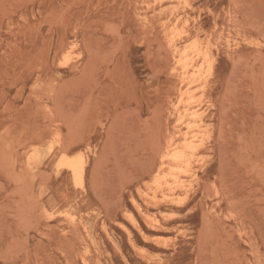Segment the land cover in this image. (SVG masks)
<instances>
[{
    "label": "rangeland",
    "instance_id": "rangeland-1",
    "mask_svg": "<svg viewBox=\"0 0 264 264\" xmlns=\"http://www.w3.org/2000/svg\"><path fill=\"white\" fill-rule=\"evenodd\" d=\"M0 264H264V0H0Z\"/></svg>",
    "mask_w": 264,
    "mask_h": 264
},
{
    "label": "bare ground",
    "instance_id": "bare-ground-1",
    "mask_svg": "<svg viewBox=\"0 0 264 264\" xmlns=\"http://www.w3.org/2000/svg\"><path fill=\"white\" fill-rule=\"evenodd\" d=\"M186 2V1H185ZM188 3H189V1H188ZM186 5H187V3H186ZM239 6V5H238ZM165 8H167V7H165ZM185 9V8H184ZM163 10H165L164 8H163ZM173 11V10H172ZM181 17V16H180ZM179 18V17H178ZM182 18V17H181ZM257 25V24H256ZM255 25V26H256ZM177 25H175V28H177L176 27ZM253 26V25H252ZM255 26H253L254 28H256ZM258 28H259V26H258ZM260 29V28H259ZM258 29V30H259ZM171 31V30H170ZM172 31H173V29H172ZM174 32V31H173ZM179 33V32H178ZM171 34H173V33H171ZM174 34H176V33H174ZM181 34V30H180V33L179 34H177V35H180ZM187 34H189V33H187ZM177 35H176V37H177ZM180 36H183V34L182 35H180ZM216 37V36H215ZM172 38H174V35L172 36ZM176 39V38H175ZM168 40V39H167ZM169 41H170V39H169ZM176 41V40H175ZM195 41H196V39H195ZM194 41V42H195ZM197 42V41H196ZM195 42V43H196ZM173 43H174V41H173ZM194 43V44H195ZM209 43V42H208ZM190 45H191V43H189ZM196 45V44H195ZM194 45V46H195ZM191 46H193V44L191 45ZM196 47H197V45H196ZM195 47V48H196ZM198 48V47H197ZM196 48V49H197ZM187 48H185V50H186ZM190 50L191 51H193L192 50V47L190 48ZM199 50V49H198ZM194 51H195V49H194ZM202 51V50H201ZM200 51V52H201ZM181 53V52H180ZM193 53V52H192ZM195 53H197V52H195ZM194 53V54H195ZM199 53V52H198ZM197 53V54H198ZM208 53V52H207ZM182 54V53H181ZM180 54V55H181ZM193 54V55H194ZM179 55V56H180ZM190 55V54H189ZM188 55V56H189ZM203 55V54H202ZM187 56V55H186ZM186 56H184L185 58H186ZM199 56V55H198ZM181 57H183V56H181ZM191 57H192V55H191ZM190 57V58H191ZM204 60H205V62H209V64L208 65H210V69H211V67L213 66V61L211 60V58H210V55H208V54H204ZM191 60V59H190ZM193 60V59H192ZM242 61V60H241ZM180 62H183V59H180ZM188 62V61H187ZM189 63V62H188ZM188 63H185L186 65L188 64ZM201 63H203V61L201 62ZM206 64V63H205ZM180 65V64H179ZM189 65V64H188ZM181 67L182 66H184V65H180ZM185 67V66H184ZM202 67H205V66H203V64H202ZM188 68H189V66H188ZM188 68H186L187 70H188ZM201 68V67H200ZM195 69H196V67H195ZM194 70V69H193ZM184 71H185V69H184ZM200 73V72H199ZM201 73H203V72H201ZM201 73L199 74L200 76H201ZM187 74V73H186ZM196 74V73H195ZM194 73H193V75H190V76H188V75H185L184 76V82H186L187 83V85H195V83L198 81V79H199V77H195L196 75H195ZM212 74V73H211ZM198 75V76H199ZM182 77H183V75H182ZM209 77H210V75H209ZM201 79V78H200ZM200 79H199V82H200ZM183 81V80H182ZM183 84V83H182ZM181 84V85H182ZM202 88H203V86H202ZM185 93V92H184ZM192 93H193V91H192ZM195 93V92H194ZM189 94V93H188ZM191 96V95H190ZM191 98V97H190ZM193 98V97H192ZM191 98V99H192ZM194 98H197V97H194ZM199 98H201V97H199ZM195 100V99H194ZM194 100H192V101H194ZM188 101V100H187ZM196 101V100H195ZM184 102V101H183ZM203 104V103H202ZM191 105V104H190ZM202 106V105H201ZM194 110H196V109H194ZM185 112V111H184ZM184 115H186V114H184ZM185 118V117H184ZM200 118V117H199ZM181 119H183V118H181ZM199 120H201V118L199 119ZM184 121V120H183ZM203 122V121H202ZM188 123V122H187ZM190 123V122H189ZM201 123V122H200ZM178 124V123H177ZM197 125H199V124H197ZM194 126V125H193ZM189 127V126H188ZM192 127V126H191ZM198 128H199V126H197ZM190 128V127H189ZM207 128V127H206ZM186 132H188V131H186ZM199 134H201V133H198V135ZM185 135H187V133L185 134ZM213 135V134H212ZM195 135H193V137H194ZM188 137V136H187ZM207 137V136H206ZM171 138V137H170ZM173 138V137H172ZM198 138V137H197ZM173 140V139H172ZM186 140H187V138H186ZM185 140V141H186ZM193 141V140H192ZM169 142V141H168ZM191 142V141H190ZM57 143V142H56ZM184 143H186V144H184V146L186 145V146H188L189 147V145H190V143H187V142H184ZM192 143V142H191ZM170 144V143H169ZM168 144V145H169ZM187 144H189V145H187ZM198 144V143H197ZM57 145H59V143L57 144ZM185 146V147H186ZM190 146H192V145H190ZM198 146V145H197ZM48 147V146H47ZM170 147H172L173 148V142L169 145V147L168 148H170ZM184 147V148H185ZM195 147V146H194ZM49 148V147H48ZM198 148V147H197ZM44 149V148H43ZM47 149V148H46ZM46 149H45V153L47 152L48 153V151H46ZM178 149V148H177ZM183 149V148H182ZM194 149V148H193ZM48 150V149H47ZM185 150V149H184ZM189 150V149H188ZM192 150V149H191ZM195 151V150H194ZM40 153V155H41V153H43V152H41V151H39ZM181 152V151H180ZM183 152V151H182ZM185 152V151H184ZM196 152V151H195ZM186 154V153H185ZM45 155V154H44ZM185 156V155H184ZM43 157V156H42ZM181 157H183L182 156V154L180 155V154H173V149H170L168 152H167V154H165V156H164V159H169V160H172L173 161V159H179L180 160V162H181ZM188 158V157H187ZM186 158V159H187ZM44 159V158H43ZM63 159V158H62ZM69 159V158H68ZM185 159V158H184ZM190 159V158H189ZM45 160V159H44ZM43 160V161H44ZM178 160V161H179ZM182 160H183V158H182ZM34 161H35V159H34ZM42 161V158H41V160H40V162ZM176 161V160H175ZM177 161V162H178ZM67 161H65V163H66ZM164 162V161H163ZM170 162V161H169ZM174 162V161H173ZM187 163V162H186ZM183 164H184V160H183ZM183 164H182V166H183ZM188 164V163H187ZM187 164H186V167H187ZM67 165L70 167V168H72L73 170H74V173L76 174V180L78 181V182H81V179H82V176H83V171H84V168H85V162H84V160L83 159H81V158H79V159H77V160H74V161H70V162H67ZM177 165V164H176ZM185 165V164H184ZM188 168H189V165H188ZM174 169V168H173ZM182 170H183V167H182ZM188 170V169H187ZM170 172H171V170H169ZM168 171V172H169ZM176 171V170H175ZM185 171H186V168H185ZM177 172V171H176ZM184 172V171H183ZM172 173V172H171ZM189 173V172H188ZM179 174L181 175L182 173H180L179 172ZM169 176H171V174L169 175ZM175 176V175H174ZM177 177H179V176H176V178ZM171 178H173V177H171ZM175 178V179H176ZM195 178V177H194ZM163 179V178H162ZM167 179V178H166ZM178 179H180V177L178 178ZM177 181V180H176ZM162 182H163V180H162ZM174 182H175V180H174ZM160 183V182H159ZM165 183H166V181H165ZM177 183H178V181H177ZM168 185V184H167ZM164 187V186H163ZM159 188V187H158ZM171 188V187H170ZM169 188V189H170ZM177 188V187H176ZM86 190V189H85ZM161 201H163V200H161ZM165 201V200H164ZM66 213H68V212H66ZM161 213V212H160ZM150 222V221H149ZM156 223V222H155Z\"/></svg>",
    "mask_w": 264,
    "mask_h": 264
}]
</instances>
